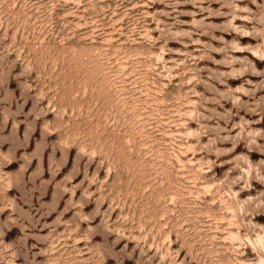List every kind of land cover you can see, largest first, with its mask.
I'll list each match as a JSON object with an SVG mask.
<instances>
[{"label":"rangeland","instance_id":"rangeland-1","mask_svg":"<svg viewBox=\"0 0 264 264\" xmlns=\"http://www.w3.org/2000/svg\"><path fill=\"white\" fill-rule=\"evenodd\" d=\"M0 264H264V0H0Z\"/></svg>","mask_w":264,"mask_h":264}]
</instances>
